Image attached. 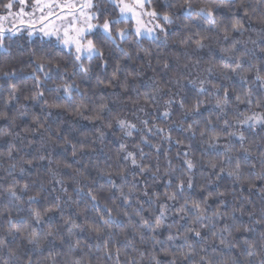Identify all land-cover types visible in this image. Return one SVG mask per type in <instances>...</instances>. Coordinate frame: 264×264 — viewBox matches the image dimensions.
I'll return each instance as SVG.
<instances>
[{
	"label": "trees",
	"instance_id": "16d2710c",
	"mask_svg": "<svg viewBox=\"0 0 264 264\" xmlns=\"http://www.w3.org/2000/svg\"><path fill=\"white\" fill-rule=\"evenodd\" d=\"M7 2L0 0V11ZM183 2L149 0L148 9L173 13L174 23L168 24L165 39L137 37L130 32L121 47L131 55L126 57L120 49L107 45L103 60L82 61L90 69L86 80L81 79L80 72L74 77L69 72L65 79L53 73L49 79L37 71L36 76L42 81L38 89L32 75L34 58L28 53L35 50L40 55L49 46L37 37L6 36L5 43L10 50L0 49V240L7 247L0 248V264L5 261L29 264V260L31 264H155L152 256L161 264H168L173 256L166 255L165 249L177 255L176 264H264V192L261 191L264 189L261 162L264 125L236 124L234 119L238 112L264 115V106L255 107L256 99L264 96V87L255 79V68L246 71L247 81L237 75L225 81L219 75V68L212 75L204 71L209 61L222 63L221 48L240 40L243 43L237 45L238 50H250L252 54L251 60L243 61V68L248 70L255 64L264 75V52L260 50L264 48V0H228L231 8L222 7L217 14L225 20H239L245 31L242 35L232 32L227 40L223 39V33H219V40L212 34L213 38L205 41L208 47L199 50H195V41L200 37L193 35L196 29L192 25L196 24L201 31L207 25L198 18L189 19L183 8L169 7ZM206 2L209 0H192L195 7ZM128 26H132L131 21ZM189 36L191 40L185 46L182 41ZM73 53L57 45L51 49V67L59 63L61 69L71 71ZM117 68L119 79L112 81ZM126 74L127 89L121 87ZM205 78L211 84H205L206 91L197 95V87L189 81ZM98 80L102 83L97 84ZM72 82L85 94L86 107H80L82 97L75 90L71 98L62 88L55 91L57 85ZM215 84L229 90V103L223 112L216 107L223 92L213 94ZM249 87L254 93L251 106L243 102V94ZM40 90L44 95L35 96ZM145 93L155 96V100H146ZM237 95L242 97L241 101L236 100ZM170 99L173 103L169 106L166 101ZM181 99L189 108L197 99L203 103L197 112L184 115L179 105ZM54 103L67 107H51ZM101 103L107 105L100 113L102 118L88 119L95 115L93 109ZM77 108L83 115L77 113ZM165 110L171 115L164 116ZM207 119L212 120L213 126L202 137L200 133ZM224 119L233 127H224ZM118 120L135 125L130 136ZM180 124L183 127H178ZM188 124L193 125L192 130H186ZM213 129L221 136L210 145L205 141ZM240 132L244 133V140L240 139ZM226 146L230 152H226ZM129 152L135 154L137 165L125 159ZM41 156L45 159H40ZM226 156L231 159L227 160ZM187 160L195 165L191 171L187 170ZM210 162H216L217 167L213 168ZM237 163L240 164L238 178L229 175ZM140 166L148 170L141 172ZM189 179L191 187L187 183ZM181 180L185 182L184 187L178 191ZM57 181H63L67 192ZM14 182H18L20 201L5 192ZM25 183L30 184V190L21 192ZM41 183L45 190L30 205L28 197L36 195ZM165 192H175L177 199H167ZM56 196L60 197L63 215L58 210L50 212L37 224L31 209L48 207ZM91 196L97 199L93 201ZM185 200L189 206L199 203L208 217L216 211L231 215L215 221L206 219L202 223L208 227H202L201 222H192L194 212H179ZM162 211L166 213L162 220L164 226L157 232L162 243L142 241L141 233L146 237L151 235L142 227L143 220L154 224ZM68 220L84 227L73 229L69 236L72 224L65 223ZM104 220L110 223L105 224ZM49 223L57 225L52 236L43 239L39 246L28 242V233L23 231L26 226H30L29 231L35 229L43 235ZM89 224L100 228L99 235L87 227ZM225 225L230 227L231 235L221 231ZM190 229L201 235L196 236ZM169 235L175 239L169 240ZM77 241L79 247H76ZM105 242L111 255L106 254ZM180 253H190V256L184 259Z\"/></svg>",
	"mask_w": 264,
	"mask_h": 264
},
{
	"label": "snow or ice",
	"instance_id": "6c2138e0",
	"mask_svg": "<svg viewBox=\"0 0 264 264\" xmlns=\"http://www.w3.org/2000/svg\"><path fill=\"white\" fill-rule=\"evenodd\" d=\"M13 2L14 0H8L7 3L3 4L2 7L7 12V15L0 16V49H3L5 51H9V46L5 43L6 33L11 32L12 35H15L20 29L19 28H12L7 29L4 27V21L11 20L12 22L19 21L21 26L25 25V21L27 20V27H28V37L31 38L36 31V24L39 23V32L42 34V43H46L49 48L47 51L42 52L40 55H37V52L35 50H30L28 55L34 60L32 61L35 63V68L33 69L32 75L35 77V84L36 87L39 89L42 81L38 76H36V72H42L45 78H51L53 73H55L57 76H59L61 79H65L69 72L71 76H77L78 72L82 73L81 79L86 80L88 78V73L90 69L88 67H85L82 63L83 60L87 59L89 61L93 60L94 58H99L101 60L104 59V49L107 45H112L115 48L120 49V51L123 53L124 56L129 57L131 54L127 49H124L121 47V44L126 41L129 37L130 32L134 33L135 36L140 37L144 36L145 34L149 36H153V33L158 29L160 32H164L165 36H167V33L165 32V28L160 24H155L154 27H147V23H152L153 21L162 19L167 24L174 23L173 19V13L171 12H163L159 13L156 10L151 11H144L145 4L149 2V0H132V3L127 2V0H83V3H77V0H35V3L32 5L33 11L32 12H25L26 7V0H18V3L20 5L19 11L13 13L11 9L13 8ZM169 7H180L185 9V15L191 19L193 17L198 18V20H202L206 23L207 27L201 31L196 24L192 25V28H195V32L193 35L199 36L200 39L195 41V50L203 49L205 47H208V45L205 44L206 40H209L213 38L212 34H215V39L219 40L220 36L219 33H223V39L227 40L229 38L230 33L237 32L241 35L245 31L242 23L237 20H225L223 17L219 16L217 14V10L226 7L231 8L230 3L228 0H209V2H206L202 4L199 7H195L192 3V0H184L182 4L179 5H169ZM47 9V13H45V10ZM53 9H60V14H56ZM139 9V11H137ZM36 11H39L41 15L38 18H35ZM55 16L56 19L61 21V24L59 27L56 26V24L51 20V17ZM144 16L149 17V21L145 22L143 19ZM95 21V23H94ZM102 21V22H101ZM132 21L133 24L131 27H129V22ZM121 25H125L121 27ZM185 27H188V25H185ZM89 36H93V39H89ZM43 37H48L47 41L43 40ZM54 39H51L53 38ZM153 38H155L153 36ZM191 40V36H189L186 40H183L182 43L185 44V46H188V41ZM243 43L240 40H233L232 44L228 48H221V52L223 53L222 56V63L220 65H217L216 63L209 61L207 67L204 69V71L208 75H212L215 73L219 68V75L223 78L225 81H230L232 79V75H237L241 78V80L247 81V75L246 71H251L252 68L256 69V77L255 79L258 81H261V86L264 87V75L260 74L258 65H251V67L248 70H245L243 68V61L245 59H252V54L250 53V50H245L243 52L239 51L237 48V45ZM253 44H256V41L252 42ZM57 44L63 45L67 48H74L73 53V59L71 64V71L68 68L61 69L60 64L57 63L55 67H51L52 59L50 58L51 55V49L55 48ZM261 52H264V48L260 49ZM231 61V62H230ZM199 63V61H197ZM234 65V66H233ZM167 67V65H165ZM47 69V70H46ZM120 71L119 68H117L113 74H112V81H116L119 79L117 73ZM8 73H5L7 75ZM127 75H125V83L121 85V87H124L127 89ZM110 81L109 83L111 84ZM255 81H253L254 83ZM102 83V81H97V84ZM193 86L197 87V95L200 93H203L206 91V88L204 87L205 84H211V81L207 78L202 80H191L189 81ZM214 93L213 94H219L221 91L223 92V98L217 99L216 101V107L220 109L221 112H223L224 107L229 103L228 101V95L229 90L228 88L222 87V85L215 84L212 85ZM63 89L64 92L67 94L69 98L72 97L73 90H75L77 93H79L82 97L80 102V107H86L87 106V98L85 97V94L80 91L79 85H77L75 82L72 83H63L60 85H57L55 88V91H59L60 89ZM158 90V89H157ZM15 92L16 89L13 88L12 90V98L15 99ZM44 92L43 90L38 91L35 96H43ZM254 93L251 87L247 89L246 92L243 94V102L247 105L251 106L253 105V97ZM145 99H151L152 101L155 100V96L149 97L147 93L144 94ZM35 98V97H34ZM103 97H101V100ZM237 101H241L242 97L237 95L236 96ZM47 103V102H46ZM166 103L170 106L173 101L170 99L166 101ZM203 103V101L197 99L196 102L189 108L186 106L185 101L181 99L179 101V105L181 109H184V115H188L189 113H195L199 110V107ZM261 106H264V96H260L255 101V107L259 108ZM51 107H67V105H61V104H52ZM107 108L106 104L101 103L98 107L93 109V112L95 113L94 116L87 117L88 119H101L100 113L104 111ZM143 109H141L142 111ZM77 113L80 115H83L82 112L79 111V108H77ZM164 116H170L171 112L169 110H165L163 113ZM220 117H217V120H219ZM236 124H248L251 122L252 126L256 125H264V115L260 114H253L251 116L245 115L244 113H239L234 118ZM117 123L121 126V128H127L128 132L127 135L132 134V129L135 128L134 124H130L124 120H118ZM145 124H147V121H144ZM195 123H199L198 121H195ZM223 125L226 128L233 127V124L228 120H223ZM43 127V125H40ZM110 126V125H109ZM213 126V122L211 119H207L205 121V128L201 130V136L203 137L208 133V128ZM178 127H183L182 124L178 125ZM193 125L188 124L186 130H192ZM160 131H163V129H160ZM236 133H229V135H235ZM103 135V133H101ZM221 136V133H215L213 129V134L209 135L208 140L205 141L207 144H214L219 140ZM239 137L241 140L245 139L244 133L240 132ZM171 139L170 135L168 137ZM179 143V141H177ZM124 146L122 145V148ZM231 149L226 146V152H230ZM248 150L245 149V152ZM141 156H143V152L141 151ZM8 155H11V147L9 149ZM179 155V153H178ZM187 155V153H185ZM40 159H45V157L41 156ZM125 159H131V163L133 165H137L138 161L135 157V154L132 152L127 153L125 156ZM227 160H230L231 157H227ZM261 162L262 165H264V153L261 154ZM31 163V161H29ZM211 166L213 168L217 167L216 162H210ZM187 170L191 171V169L195 166L192 162V160L186 161ZM13 167H15L13 165ZM239 168L240 164L237 163L233 171L229 172V175L237 176L239 177ZM148 169L145 166H140V171L144 172ZM221 172L224 170L223 168L220 169ZM23 171V169H21ZM55 177V173L53 174ZM57 183H60L62 186V190L64 192H67V189L63 187V181H57ZM184 181L181 180L180 183L177 185V190L182 191L184 187ZM188 186L191 187L192 181L189 179L187 181ZM16 184L18 182H14L12 186H9L7 189H5V192L15 198L17 201H20L22 197L18 195ZM30 190V184L25 183L21 186L20 191L26 192ZM45 190V185L41 183L39 191L36 193V195L29 196L27 202L31 205L32 203L36 202L40 194ZM264 192V189L261 190ZM91 195V193H89ZM147 194V193H145ZM121 195H124L123 191H121ZM164 195L169 200H176L177 194L175 192L173 193H167L165 192ZM211 195V194H210ZM217 195H223L222 193H217ZM69 199H71L69 197ZM91 199L94 201L97 199L96 196H91ZM45 200H47V197H45ZM204 203H207V200L204 201ZM221 203H224V201H221ZM166 207V206H162ZM60 211L61 215H63V210L61 208L60 204V197L56 196L54 202H49V206L43 209L38 208H32L31 214L32 219L35 220L37 224L41 223L44 216H46L48 213L53 211ZM235 211V210H234ZM179 212L181 213H190L194 212V216H192V222L197 223L201 222L202 227H208V225L203 224L202 221L206 219H210L212 221H215L217 218L220 217H227L230 216L231 213H221L219 211H216L212 214L211 217H208L206 214V210L204 208L200 207L199 203L193 202L190 206L187 200H185V203L181 205ZM109 213H111V210L109 209ZM139 214V213H137ZM165 212H161V216L157 217L154 224L150 222L149 220H143L142 227L146 228L148 232L151 233L150 236H145L143 233L140 235V239L142 241L144 240H151L153 244H160L162 241H160L157 237V232L160 228H162L164 225L162 223L163 217L165 216ZM127 215V213H125ZM183 218V217H182ZM9 224L12 223L11 220L8 221ZM65 223H71L72 227L68 229V234L71 236L73 234V229H82L84 226L76 224L74 221L68 220L65 221ZM105 224L110 223L109 220H104ZM30 226H26L23 231L27 232L28 235L26 239L29 243L39 246L43 239H46L49 236H52L54 234V231L57 229V225L53 223H49L48 228L46 231L43 232V235L41 233L37 232L35 229H31L29 231ZM87 227L93 231L96 232L98 235L100 233V228L97 225L89 224ZM169 228L172 227V225L168 226ZM248 230V229H245ZM17 232H20L21 229H16ZM190 231H194L196 236H200L201 233L199 231H196L195 229H190ZM222 232H228L229 235H231V229L228 225H225V227L221 230ZM215 236V233H213ZM264 235V234H262ZM61 239H63L61 237ZM169 240L175 239V237L169 235ZM185 241L187 242V237H184ZM221 243H224V240L221 239ZM247 243V242H246ZM7 245L4 241L0 240V248H5ZM76 247H79V241L76 242ZM251 247V246H250ZM104 249L106 251L107 255H111V252L107 250V242L104 244ZM11 252V249H9ZM119 253V250L117 249V254ZM166 255H172L173 259L168 262V264H176L177 255L175 253H170L168 249H165ZM250 255L252 253H249ZM144 253H141V256H143ZM180 256H182L184 259H188L190 256V253H180ZM152 260L155 262V264H161L160 260L156 258V256L151 257ZM4 264H8L7 261L4 262ZM29 264H31V261L29 260ZM79 264V262H77Z\"/></svg>",
	"mask_w": 264,
	"mask_h": 264
},
{
	"label": "rangeland",
	"instance_id": "374dc122",
	"mask_svg": "<svg viewBox=\"0 0 264 264\" xmlns=\"http://www.w3.org/2000/svg\"><path fill=\"white\" fill-rule=\"evenodd\" d=\"M61 2H63V0H61ZM127 2L132 3V0H127ZM34 3H35V0H33V2H28L26 0L25 12H32L33 11L32 5ZM77 3L78 4L79 3H83V0H77ZM19 8H20V5L18 3V0H14L13 8L11 9V11L13 13H15V12L19 11ZM53 11L56 14H58V15L60 14V9H53ZM137 11H139V9H137ZM144 11L145 12L151 11L150 9L147 8L146 4H145ZM45 13H47V9L45 10ZM3 15H7V12L5 11V9L0 11V16H3ZM40 15H41V13L39 11H36L35 18H38ZM143 19L145 20V22H147V21H149L150 18L147 17V16H144ZM51 20L56 24L57 27L60 26L61 21L56 19L55 16L51 17ZM94 23H95V21H94ZM132 24H133V22H132ZM155 24L162 25L165 28V32H167L168 29H169L168 28V24L165 21H163L162 19L153 21L152 23H147V27H154ZM4 27L7 28V29H12V28H19L20 29L15 35H12L11 32L6 33V36H9V37H25V38H28V39H32V38H36L37 37V38H41L42 39V34L38 30L39 27H40L39 23L36 24V31L34 32V34H33V36L31 38H29L28 35H27V33H28L27 20L25 21V25L24 26H21L19 21L12 22L11 20H6V21H4ZM153 36L155 37L154 39H158V40H164L165 39V33L164 32H160L158 29L153 33ZM153 36H149V35L145 34L144 36H140V37L153 38ZM48 39H50V38L43 37V40H48ZM51 39H54V37L51 38ZM57 45L60 46V47H63L64 49L72 50L74 52V48H67V47H64L63 45H60V44H57ZM84 66L86 67V65H84Z\"/></svg>",
	"mask_w": 264,
	"mask_h": 264
}]
</instances>
